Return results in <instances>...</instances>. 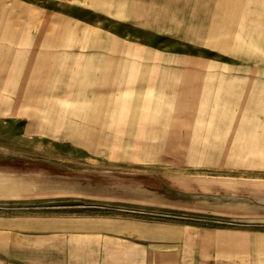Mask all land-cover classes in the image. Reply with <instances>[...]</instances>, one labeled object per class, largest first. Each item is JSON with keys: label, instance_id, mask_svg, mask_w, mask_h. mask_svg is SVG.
I'll use <instances>...</instances> for the list:
<instances>
[{"label": "rangeland", "instance_id": "1", "mask_svg": "<svg viewBox=\"0 0 264 264\" xmlns=\"http://www.w3.org/2000/svg\"><path fill=\"white\" fill-rule=\"evenodd\" d=\"M59 1L54 7L58 10L71 4ZM120 2L121 22L104 17V27L119 29L122 35H137L138 45L142 40L152 42L162 61L177 64L200 61V56L212 57L215 53L207 47L209 39L214 38L216 46L228 51L218 52L217 62H264V54H258L259 46H264V0ZM15 48V40L11 39L9 47L0 46L3 217L10 221L26 218L37 228L50 230L61 228L64 222L74 225L81 216L108 215L141 223L181 224L182 233L191 239L208 238L217 228L229 229L222 232L231 233V238L256 237L261 230L256 223L264 220V214L250 208L262 206V201L236 194L240 187L235 184L234 194L220 193L219 187L211 192L209 188L210 178L229 176L240 181L239 169L177 164V119L171 118L176 106L172 102L176 96L174 85L164 91L169 98L166 104L161 102L162 88L153 86L152 125L140 122L138 109L146 97L136 106L135 120L122 110L119 123V118L112 116L113 102L94 101L92 86L81 87L85 96L78 94L75 102H65L63 83L58 88L53 79L46 84L48 79L45 82L27 72L19 78ZM164 111L170 119L165 127ZM64 114L70 119L58 134L50 120ZM24 116H38L43 122L34 123V118ZM167 129L169 133L165 134ZM184 177L203 182L195 188V182L190 181L185 184L189 192H176L177 187L180 191L184 186L180 184ZM219 180L217 186L224 185ZM214 210L226 213L215 215Z\"/></svg>", "mask_w": 264, "mask_h": 264}, {"label": "crops", "instance_id": "2", "mask_svg": "<svg viewBox=\"0 0 264 264\" xmlns=\"http://www.w3.org/2000/svg\"><path fill=\"white\" fill-rule=\"evenodd\" d=\"M67 2L58 10L59 0H0V46L15 40L19 78L27 72L48 79L46 84L53 79L58 88L63 83L65 102H75L81 87L92 86L94 101L113 102L111 114L119 123L122 110L135 120L136 106L146 97L138 109L142 125H152L153 86L162 88L166 104L164 91L174 85L177 164L239 169L242 174L235 179L240 181L220 176L224 185L217 186L218 179L210 178L211 192L219 187L220 193L234 194L235 184L240 187L236 194L262 201L250 209L264 214V62H217L216 54L228 51L212 37L207 47L212 57L162 61L152 42L138 45L137 35L104 27V17L121 22L120 0ZM259 48L258 54H264V46ZM164 112L165 127L170 119ZM24 117L43 122L38 116ZM69 119L53 116L52 128L62 133ZM191 179L182 178L184 186L176 192H187L190 181L195 188L203 182ZM0 212V264H264V220L256 223L261 230L255 238H231L222 232L229 229L217 228L208 238L191 239L181 224L86 215L74 225L64 222L59 229L44 230L26 218L10 221Z\"/></svg>", "mask_w": 264, "mask_h": 264}]
</instances>
